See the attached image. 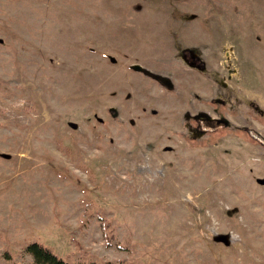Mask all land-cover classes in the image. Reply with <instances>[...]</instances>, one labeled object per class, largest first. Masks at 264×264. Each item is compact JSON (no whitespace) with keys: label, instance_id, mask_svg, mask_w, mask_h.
<instances>
[{"label":"rangeland","instance_id":"1","mask_svg":"<svg viewBox=\"0 0 264 264\" xmlns=\"http://www.w3.org/2000/svg\"><path fill=\"white\" fill-rule=\"evenodd\" d=\"M34 242L264 264V0H0V264Z\"/></svg>","mask_w":264,"mask_h":264},{"label":"flooded vegetation","instance_id":"2","mask_svg":"<svg viewBox=\"0 0 264 264\" xmlns=\"http://www.w3.org/2000/svg\"><path fill=\"white\" fill-rule=\"evenodd\" d=\"M185 56H186V59H187L186 61H188L190 65H192L194 67H198L199 59L197 58L196 54H194L193 52H190L188 50V51L185 52ZM130 69H131V66H130ZM135 72H137V71H135ZM137 73H140V74L144 75L141 72H137ZM168 79H169L168 83H169L170 87L169 88L167 86H165V87L168 88V89H171V87H172L171 84H173V83L170 80V78H168ZM153 81L156 82L155 80H153ZM156 83H158V82H156ZM215 103H217V105H223L224 101L218 100V98H217ZM192 121L195 124V127H194L195 131H198L199 133L201 132L202 134L203 133L206 134L207 130H212L213 131V130L219 129V128L225 129V128H227L229 126L227 119L218 118V117L211 118L208 115H205L204 113L201 114L200 116H196ZM203 126L205 128H202Z\"/></svg>","mask_w":264,"mask_h":264},{"label":"trees","instance_id":"3","mask_svg":"<svg viewBox=\"0 0 264 264\" xmlns=\"http://www.w3.org/2000/svg\"><path fill=\"white\" fill-rule=\"evenodd\" d=\"M26 252L32 257L35 264H70L60 255L49 251L40 243H30L26 247ZM120 264H129L121 261Z\"/></svg>","mask_w":264,"mask_h":264},{"label":"water","instance_id":"4","mask_svg":"<svg viewBox=\"0 0 264 264\" xmlns=\"http://www.w3.org/2000/svg\"><path fill=\"white\" fill-rule=\"evenodd\" d=\"M131 69L134 71L143 73L145 76L157 81L158 83H160L163 86H167L168 88L170 87V85L168 83L169 79L166 76L155 74V73H153V72H151V71H149V70H147V69H145V68H143L137 64L132 65Z\"/></svg>","mask_w":264,"mask_h":264}]
</instances>
